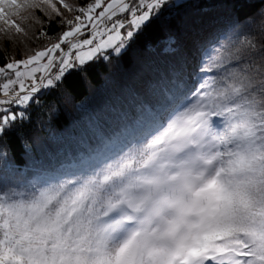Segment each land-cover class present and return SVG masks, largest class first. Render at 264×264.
Here are the masks:
<instances>
[{
	"label": "snow or ice",
	"instance_id": "obj_1",
	"mask_svg": "<svg viewBox=\"0 0 264 264\" xmlns=\"http://www.w3.org/2000/svg\"><path fill=\"white\" fill-rule=\"evenodd\" d=\"M42 6L50 16L40 22L62 31L0 65V141L30 120L41 94L126 55L170 0H0V33L27 37L17 18ZM259 26L264 35V11ZM164 50L182 51L174 34ZM205 51L194 43L156 104L125 129L143 136L134 150L109 162L89 157L82 175L22 190L6 166L0 264H264V43ZM115 147L102 139L97 152Z\"/></svg>",
	"mask_w": 264,
	"mask_h": 264
},
{
	"label": "trees",
	"instance_id": "obj_2",
	"mask_svg": "<svg viewBox=\"0 0 264 264\" xmlns=\"http://www.w3.org/2000/svg\"><path fill=\"white\" fill-rule=\"evenodd\" d=\"M69 2L80 5V0ZM42 8V13L33 8L21 13L23 19L17 18L27 37L0 33V65L8 58H25L55 41L62 29L58 23L49 27L47 20L40 22L50 16L46 6ZM261 11L262 0H170L169 10L145 29L126 55L97 61L83 78L70 77V89L41 94L39 104L29 109L30 120L0 141V175L6 173L8 164L15 166L13 183L22 190L27 181L39 186L55 176L72 179L82 175L80 161L89 157L109 162L139 147L143 136L129 135L125 129L141 118L143 107L156 104L193 44L200 43L206 56L214 55L221 45L238 46L245 39L259 48L264 43ZM41 31L47 35L40 36ZM169 34L175 35L181 52L164 50ZM216 120V130L222 131L223 118ZM118 131L123 135L117 139L113 133ZM102 139L109 148L116 147L99 155Z\"/></svg>",
	"mask_w": 264,
	"mask_h": 264
},
{
	"label": "built area",
	"instance_id": "obj_3",
	"mask_svg": "<svg viewBox=\"0 0 264 264\" xmlns=\"http://www.w3.org/2000/svg\"><path fill=\"white\" fill-rule=\"evenodd\" d=\"M0 98H2V97H0Z\"/></svg>",
	"mask_w": 264,
	"mask_h": 264
}]
</instances>
